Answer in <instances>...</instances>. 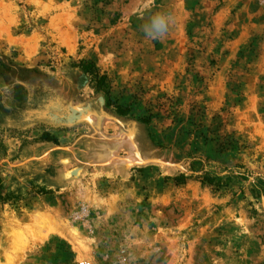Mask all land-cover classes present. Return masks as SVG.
Segmentation results:
<instances>
[{
  "label": "rangeland",
  "instance_id": "374dc122",
  "mask_svg": "<svg viewBox=\"0 0 264 264\" xmlns=\"http://www.w3.org/2000/svg\"><path fill=\"white\" fill-rule=\"evenodd\" d=\"M86 262L264 264V0H0V264Z\"/></svg>",
  "mask_w": 264,
  "mask_h": 264
},
{
  "label": "trees",
  "instance_id": "16d2710c",
  "mask_svg": "<svg viewBox=\"0 0 264 264\" xmlns=\"http://www.w3.org/2000/svg\"><path fill=\"white\" fill-rule=\"evenodd\" d=\"M75 66L79 67L85 74H87L88 76L91 77V82H93V87L95 88L96 92H100V91L105 90V87H106L105 79L106 78L104 75H99V74L95 73L92 63L81 62ZM109 104H110V102L107 101V105H109ZM116 111L120 115H125V114H127L128 109L124 108L120 105H117ZM143 121L147 122V119H143ZM42 139L52 140L54 142H57V139L55 137H49V135H47V134H44ZM168 178H172L173 180H175L176 183H181L186 179V176L184 174H178V175H175L173 177H168ZM202 178L208 182H212L211 181L212 179L206 173H204L202 175Z\"/></svg>",
  "mask_w": 264,
  "mask_h": 264
},
{
  "label": "clouds",
  "instance_id": "9594fccd",
  "mask_svg": "<svg viewBox=\"0 0 264 264\" xmlns=\"http://www.w3.org/2000/svg\"><path fill=\"white\" fill-rule=\"evenodd\" d=\"M175 23L174 17L169 12L160 11L151 15L149 21L141 26L145 38L149 40L164 39Z\"/></svg>",
  "mask_w": 264,
  "mask_h": 264
},
{
  "label": "built area",
  "instance_id": "2783aa9c",
  "mask_svg": "<svg viewBox=\"0 0 264 264\" xmlns=\"http://www.w3.org/2000/svg\"><path fill=\"white\" fill-rule=\"evenodd\" d=\"M86 264H89L88 262H86Z\"/></svg>",
  "mask_w": 264,
  "mask_h": 264
},
{
  "label": "bare ground",
  "instance_id": "6f19581e",
  "mask_svg": "<svg viewBox=\"0 0 264 264\" xmlns=\"http://www.w3.org/2000/svg\"><path fill=\"white\" fill-rule=\"evenodd\" d=\"M129 131V130H128Z\"/></svg>",
  "mask_w": 264,
  "mask_h": 264
}]
</instances>
